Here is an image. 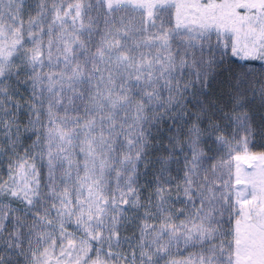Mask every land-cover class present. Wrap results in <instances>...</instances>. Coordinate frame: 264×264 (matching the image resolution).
I'll return each mask as SVG.
<instances>
[{
	"label": "snow or ice",
	"instance_id": "1",
	"mask_svg": "<svg viewBox=\"0 0 264 264\" xmlns=\"http://www.w3.org/2000/svg\"><path fill=\"white\" fill-rule=\"evenodd\" d=\"M0 264H264V0H0Z\"/></svg>",
	"mask_w": 264,
	"mask_h": 264
}]
</instances>
